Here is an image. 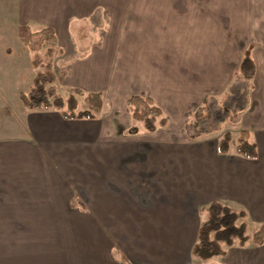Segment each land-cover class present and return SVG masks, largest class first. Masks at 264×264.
I'll return each mask as SVG.
<instances>
[{
  "label": "crops",
  "instance_id": "1",
  "mask_svg": "<svg viewBox=\"0 0 264 264\" xmlns=\"http://www.w3.org/2000/svg\"><path fill=\"white\" fill-rule=\"evenodd\" d=\"M27 1L33 5L31 10L52 20H90L99 18L102 11L119 10L125 12L120 15L122 19L141 18L142 24L150 26L148 30H125L130 34L129 41L138 40L144 45L139 47L138 53L134 45L129 52V60L136 62L137 69L134 67L131 81L130 78L127 81L132 92L128 98L150 96L170 117L166 127L149 133L142 123L132 120L131 114V125L108 127L102 126L99 119L69 120L59 110H36L31 114L29 140L0 145V154H3L0 155V168L9 174L5 178L8 186L13 187L16 196L36 202L33 206L14 207L15 210L76 212L80 225L94 230L90 232L93 241L74 253L72 264H182L197 243L201 225L197 221L200 215L205 217L200 210L213 201L242 202L256 220L264 223V84L260 88L252 84L250 104L240 120L242 125L244 123L243 130L250 132L251 140L254 139L252 141L258 146V159L249 160L236 152L238 156H232V150L224 155L218 150L219 142L201 138L208 134L201 132L190 138L187 124L183 123L191 113L187 105L195 103L198 109L213 90L211 87L217 85L212 78L219 74V65L210 60L211 50L205 48L209 38L207 43L201 38L191 44L193 55L201 52L203 58L194 57L186 66L178 62L180 66L177 67H181L178 76H173L174 70L167 76L166 66H162L159 57L151 51L154 49L153 35L161 34V30L151 28H158L162 19H187L192 14V19H201L203 12L215 10L223 14L214 19H264V0ZM232 12L235 14H230ZM248 12L254 14L248 15ZM46 26L55 28L60 42L57 27L52 23ZM209 26L213 27L211 23ZM214 43L212 36L210 47ZM249 44L255 46L253 56L258 72V45L256 42ZM108 48L106 41L102 42V45L87 49L86 53L93 51V54L81 60L104 55L107 59L101 66L108 68L110 73L113 54L119 49L112 46L108 51ZM144 65L164 73L152 74L149 88H146L148 72ZM98 71L93 67L89 79L107 87L108 81L113 79H107L109 74ZM97 74L102 78H96ZM168 89L171 102H178L166 109L158 96ZM184 91H190L189 97L183 95ZM199 91L201 98L193 102L194 94ZM178 109L180 116L176 122L174 114ZM132 126L138 128L136 134H128ZM6 159L9 161L5 162ZM5 163L11 164L9 169L3 167ZM12 168L18 170L14 172ZM4 191L0 190V196H13ZM73 237L78 246L77 230ZM189 237L193 245L184 248L183 242ZM254 258L255 264H264V244L256 246Z\"/></svg>",
  "mask_w": 264,
  "mask_h": 264
},
{
  "label": "rangeland",
  "instance_id": "2",
  "mask_svg": "<svg viewBox=\"0 0 264 264\" xmlns=\"http://www.w3.org/2000/svg\"><path fill=\"white\" fill-rule=\"evenodd\" d=\"M31 6L33 7L27 0H0V145L8 146L11 142L30 139L31 114L36 110H29L24 107L20 93L30 94L34 87L35 78L39 74L47 76L50 72L53 75V82L48 86H53L57 95L65 101L73 95L79 105L78 112L89 109L86 100L89 92L101 90L100 92L103 93L104 97V107L102 112L97 115V119L102 120V126L131 125L130 122L132 121L129 110L126 108V101L132 92L129 90L127 81L129 78L130 81L132 79L131 71L135 69L136 62H130L129 52L134 45L137 49L136 53H138L139 47L143 48L144 45L141 41L137 42L138 40L129 41L130 34L129 32L126 33L125 30H148L150 26L142 24L141 18L122 19L120 15L125 13L122 10L119 12L102 11L99 18L90 20H52L47 15V17L38 15L39 13L30 9ZM220 13L222 12L216 10L215 12H203V15H200L203 17L201 19H192L193 14L190 15L191 17H186L187 19H162L158 28H153V26L151 28L152 30H161L160 35H153L154 45L152 47L154 49L151 51L157 55V58L159 57L158 60L163 64L162 66H166L167 76L172 75L173 70V76L180 75L181 67H177L180 66L178 62H183V65L186 66L192 62L194 57L201 60L203 57L200 54L202 53L193 55L194 51L190 49L191 44L201 38L205 39V43H207L209 38V45L205 48L211 50L212 57H209L210 60L219 65V74L212 78L217 85L211 87L213 90L208 95L206 102L204 101L203 104L199 105L198 109L195 108L193 102L196 99L199 100L202 93L199 91L194 94L193 104L187 105L191 113L184 118L183 123L187 124L188 136L207 132L208 136L201 138H208V141L217 144L223 140L227 132L232 134L231 142L235 143L239 133L244 128V123L242 125L240 121L242 112H232L222 122L214 114L218 113L223 117L224 106L228 104L231 107L234 101H239V98L230 97L229 90L238 82L236 74L238 64L241 62L240 57L243 49L250 42H256L258 45L256 58L259 62V70L251 82L256 87L259 85V88L264 84V19L253 17L214 19ZM230 14H235V12ZM250 14L253 15L254 13L248 12V15ZM134 22L136 26H134ZM51 23L59 30L60 42L56 50L49 52L44 49L41 51L39 57L43 61V65L36 69L31 64L34 58L33 54L24 48L18 37V27L27 25L32 30L37 31ZM210 23L213 27L209 26ZM122 31L125 33L121 34ZM212 36L215 43L213 47H210ZM122 38L124 39L122 40ZM105 41L109 47L108 51L111 50L112 46L119 49L113 54L110 73H108V68L101 66L107 59L103 57L104 55L98 58H94L95 55H93L90 59L81 60L85 56L93 54V51L86 53L87 49L89 51L97 45H102V42ZM103 50L105 51V48ZM165 55L167 59L164 58ZM223 57L225 58L222 59ZM204 58L206 59V56ZM158 60L156 59L157 62ZM139 63L142 67V62ZM148 66L150 65H144V69L146 68L148 72L146 88L150 87L149 80L152 74H164L162 70H157L153 66L148 69ZM93 67L99 70L98 72L105 75L109 74L107 79L110 77V80L113 79L115 83L108 81L107 87H105L89 79L91 78L89 73H92ZM101 74L94 76L102 78ZM227 83L230 84L226 88ZM189 92L184 91L183 95L189 97ZM169 94L168 89L158 96V100L166 109L168 106L172 108L174 103L178 102H171ZM180 109L174 114L176 122L180 116L178 114ZM38 111H57V109L52 106L49 109L44 108ZM110 131L109 133H111ZM252 140L254 141V139ZM231 150L230 155L238 156L235 153L234 144ZM7 161L9 159L5 160V162ZM4 166H6V170L11 164L5 163ZM17 170V168H12L14 172ZM8 175L3 168H0V190L4 189L3 193L10 192L13 194V196H0V264H72L71 257L74 253L93 241L90 232L94 230L81 226L80 219L75 216L76 212L15 210L14 207L33 206L36 202L31 203L25 201L23 196H16L13 187H9V183L5 179ZM225 204L234 210L247 212L246 222L251 236L263 224L259 219L256 220L255 215L244 203L226 201ZM207 217V213H205V217L200 215L198 224L200 225ZM76 230L79 236L78 246L74 242L76 237H73ZM190 244L193 245L190 237L185 238L183 247L190 246ZM255 248L256 246L250 241L244 248L238 246L226 248V256L215 257L206 262L188 253V259L185 260L184 258L182 264H255Z\"/></svg>",
  "mask_w": 264,
  "mask_h": 264
},
{
  "label": "trees",
  "instance_id": "3",
  "mask_svg": "<svg viewBox=\"0 0 264 264\" xmlns=\"http://www.w3.org/2000/svg\"><path fill=\"white\" fill-rule=\"evenodd\" d=\"M17 33L24 48L33 54L34 58L31 64L36 69L43 65V61L39 57L41 51L44 49L49 52L56 50L59 43L55 28L50 26L34 31L27 25H20ZM254 48V44H249L244 50L236 74L238 82L234 85L232 84L233 86L229 90L230 97L239 98V101H234L231 107L226 104L223 108V117L221 114H214L217 115V119L220 122L224 121L228 114L232 112L240 113L245 111L250 104L251 80L257 68L253 56ZM42 75L39 74L35 78L34 87L30 94L20 93V99L24 107L29 110H42L53 106L61 111L64 118L69 120H97V115L102 112L104 107L102 92H89L86 96L89 109L84 112H78L79 105L73 95L65 101L57 95L53 86H48V84L53 82L52 73H48L47 76ZM204 101L206 102V99ZM127 108L132 120L135 123H142L145 131L149 133L166 127L170 122V117L164 113L153 98L147 95L130 96L127 99ZM137 132V127L129 130L130 134H136ZM189 137L194 138L193 135ZM231 139L232 134L230 132L225 133L218 147L221 154H228L234 144L238 155L249 160L258 159V146L251 140V134L248 130H242L235 143L231 142ZM200 213H207L208 217L202 221L199 227L197 243L193 248L192 254L201 261L206 262L214 257L226 256V248L234 246L244 248L250 241L255 246L264 244V223L251 236L246 222L248 214L245 210H234L225 203L213 201L208 206L203 207Z\"/></svg>",
  "mask_w": 264,
  "mask_h": 264
}]
</instances>
